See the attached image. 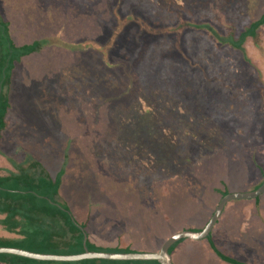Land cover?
I'll return each mask as SVG.
<instances>
[{"label": "rangeland", "instance_id": "374dc122", "mask_svg": "<svg viewBox=\"0 0 264 264\" xmlns=\"http://www.w3.org/2000/svg\"><path fill=\"white\" fill-rule=\"evenodd\" d=\"M263 14L264 0H0L16 46L43 42L12 71L0 176L62 172L60 203L103 252L200 231L224 192L264 181V25L241 48L216 40ZM211 238L183 239L173 263L229 264L214 244L264 264V193L229 201Z\"/></svg>", "mask_w": 264, "mask_h": 264}, {"label": "trees", "instance_id": "16d2710c", "mask_svg": "<svg viewBox=\"0 0 264 264\" xmlns=\"http://www.w3.org/2000/svg\"><path fill=\"white\" fill-rule=\"evenodd\" d=\"M121 24H124V21ZM262 25H264V14L241 32L237 40H234L231 35L227 38L218 36V33L214 30L213 36L217 35L216 40L221 41V43L236 45L237 48H241L248 37L255 38L257 36V31ZM164 33H168V31H164ZM42 45L43 42L35 41L31 44L16 46L9 33L8 24L0 16V138L1 132L6 127L5 118L10 106L7 89L11 82L15 62L20 61L24 56L37 52ZM94 46L96 49L104 51V48L98 45ZM164 139L166 144L169 143V149H174L177 146V139L173 134L169 135V132H167ZM171 141L173 142L170 143ZM162 150L165 153L162 157L165 162H168L166 158H173L174 153H170L165 148H162ZM143 151V149H139L137 156L141 158ZM30 167L36 169L40 167V164L32 162ZM20 169L17 173L0 176V213L4 215L1 224L8 232L18 235L17 238L12 239L0 237V246L18 247L37 253L58 255L83 253L84 238L88 236L86 235V226L79 224L69 207L60 203L58 198L62 172L56 178H52L43 170L36 173ZM226 194L227 192H224L223 195ZM211 233L207 237L208 240H212ZM181 242L182 240L175 243L170 248V253ZM86 247L90 251H102L89 239L86 241ZM211 247L223 262L245 264L224 255L214 244H211ZM121 252L130 251L124 250ZM0 262L5 264H148V262L159 264L157 261L98 259H86L77 262H51L37 261L10 254H0Z\"/></svg>", "mask_w": 264, "mask_h": 264}, {"label": "water", "instance_id": "95a60500", "mask_svg": "<svg viewBox=\"0 0 264 264\" xmlns=\"http://www.w3.org/2000/svg\"><path fill=\"white\" fill-rule=\"evenodd\" d=\"M264 193V182L256 189L246 193H229L222 197L215 211L205 227L200 231L182 230L166 239L160 249L154 253H109L103 251H90L86 247L87 236L84 239V252L72 255H58L50 253H37L18 247L0 246V254H10L37 261L51 262H77L86 259L117 260V261H157L159 264H173L170 248L180 240L189 238L193 240L206 239L217 223L226 204L235 199H256Z\"/></svg>", "mask_w": 264, "mask_h": 264}, {"label": "crops", "instance_id": "0c3cea01", "mask_svg": "<svg viewBox=\"0 0 264 264\" xmlns=\"http://www.w3.org/2000/svg\"><path fill=\"white\" fill-rule=\"evenodd\" d=\"M1 215H3L2 213H0ZM3 217H4V215H3ZM3 217H1L0 218V223H1V219L3 218ZM2 225V224H1ZM3 227V226H2ZM4 228V227H3ZM5 229V228H4ZM7 231V230H6ZM8 232V231H7ZM11 233V232H10ZM1 237V236H0ZM219 258V257H218ZM220 259V258H219ZM221 260V259H220ZM174 264V263H173Z\"/></svg>", "mask_w": 264, "mask_h": 264}]
</instances>
